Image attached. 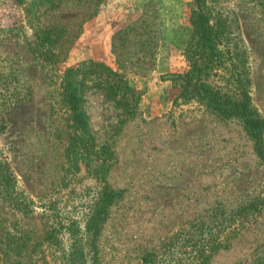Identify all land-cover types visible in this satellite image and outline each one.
<instances>
[{
  "label": "rangeland",
  "instance_id": "obj_1",
  "mask_svg": "<svg viewBox=\"0 0 264 264\" xmlns=\"http://www.w3.org/2000/svg\"><path fill=\"white\" fill-rule=\"evenodd\" d=\"M31 1L0 0V166L9 176L0 169V264H264V205L243 210L264 194L252 140L239 121L176 98L168 79L187 70L192 0H64L39 23L70 35L88 11L95 15L55 64L27 50ZM200 1L221 56L209 81L229 91L239 73L264 120V0ZM102 10L115 31L141 10L159 23L147 38L155 44L149 70L128 75L139 94L131 118L102 87L84 84L90 143L71 126L60 77L101 57L115 69L95 30ZM103 191L112 198L91 250L85 226ZM51 226L57 250L43 241ZM15 243L20 257L9 251Z\"/></svg>",
  "mask_w": 264,
  "mask_h": 264
},
{
  "label": "trees",
  "instance_id": "obj_2",
  "mask_svg": "<svg viewBox=\"0 0 264 264\" xmlns=\"http://www.w3.org/2000/svg\"><path fill=\"white\" fill-rule=\"evenodd\" d=\"M14 1L20 5V0ZM89 1L90 4L87 6H90L92 2L96 4L103 0ZM62 3L64 0H32L24 10L25 20L31 29L32 37L26 43L27 50L40 62L55 64L59 59H62L65 48L73 44V41L78 37L84 19L95 15L94 11H88L85 18L79 22L77 31L70 35H65L63 26H46L39 23L41 16L58 8ZM147 17L153 19L147 20ZM154 19V15H147L141 10L139 15L125 23L110 36L109 54L113 58L115 69H111L103 62L85 60L75 68L67 69L61 75L60 96L62 103L69 112L71 126L88 142L91 143L92 139L83 109L84 84L93 82L102 87L113 101L122 108L127 118H131L135 113L139 94L132 87L128 75H140L149 70L152 64L150 59L155 52V49H152L155 44H152V48L147 47L150 44L147 43V38L151 33V28L155 29L158 26L159 22ZM189 22L194 46L185 50L184 53L187 59V70L168 75V79L178 89L176 98L181 101L193 100L220 118L239 121L247 136L252 140L253 150L258 159L264 164V120L255 113L249 101L246 79L240 78L241 75L237 73L239 76L236 75L235 78H231L229 91H221L209 81L211 72L217 67L221 56L215 42V32L208 22L207 12L200 0H192ZM56 49H58L57 52ZM132 57L136 58L132 59ZM233 71L234 69H230L229 73ZM91 75L94 77L88 78ZM0 169H2V177L8 179L6 168L0 166ZM111 195L103 191L99 207L85 226V231L90 234L89 245L91 250H94L93 243L98 232V217L111 202ZM15 205L19 206L18 204ZM263 205L264 194L246 204L243 210L254 212ZM19 208H22L21 205ZM57 233L59 230L56 229V226H51L45 232L43 241L48 248L53 250L60 248L61 244ZM13 240L14 242L19 241L18 243L28 242L18 236ZM73 245L74 243L71 244V247ZM33 248L35 247L29 249L32 250ZM9 251L12 255L19 256L22 247L15 243Z\"/></svg>",
  "mask_w": 264,
  "mask_h": 264
},
{
  "label": "crops",
  "instance_id": "obj_3",
  "mask_svg": "<svg viewBox=\"0 0 264 264\" xmlns=\"http://www.w3.org/2000/svg\"><path fill=\"white\" fill-rule=\"evenodd\" d=\"M94 19H95L94 20L95 23L97 21H101V23H102V24L100 23L101 26L97 27L95 30L97 32L101 33V36L103 38L102 39L103 46L105 45V47H106V45L107 46L109 45L108 43H109L110 36L115 32V29H116V27L118 25L114 26V23L107 21V20H110V19L107 18L106 10H102L101 12H99ZM93 27H94V25H93ZM93 27H92V22H91L90 25H87V26L85 25V29L83 27V31L86 33L87 31L94 30V29H92ZM96 31H93V32H96ZM93 32H92V35H94ZM88 36L91 37V34L88 35ZM101 58H102L101 62H104L105 61L104 58L103 57H101Z\"/></svg>",
  "mask_w": 264,
  "mask_h": 264
}]
</instances>
